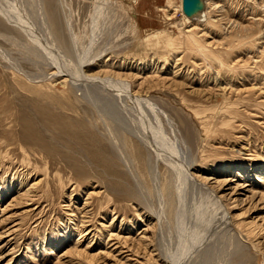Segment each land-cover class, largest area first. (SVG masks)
<instances>
[{
	"label": "rangeland",
	"instance_id": "obj_1",
	"mask_svg": "<svg viewBox=\"0 0 264 264\" xmlns=\"http://www.w3.org/2000/svg\"><path fill=\"white\" fill-rule=\"evenodd\" d=\"M31 1L0 0V264H190L205 248L264 264V0H208L202 25L180 0ZM77 73L93 106L64 83ZM165 117L187 159L149 146L142 121L175 142ZM208 179L219 202L198 189Z\"/></svg>",
	"mask_w": 264,
	"mask_h": 264
},
{
	"label": "bare ground",
	"instance_id": "obj_2",
	"mask_svg": "<svg viewBox=\"0 0 264 264\" xmlns=\"http://www.w3.org/2000/svg\"><path fill=\"white\" fill-rule=\"evenodd\" d=\"M12 1V0H11ZM34 1V0H33ZM33 1H31V2H33ZM38 1V0H37ZM36 1V2H37ZM41 1H43L44 2V0H41ZM101 1H103V2H107V1H109V0H101ZM9 2V1H8ZM15 2V1H14ZM19 2H21V1H19ZM18 2V4H20ZM29 2V1H28ZM30 2V3H31ZM98 2H100V1H98ZM180 2H181V0H180ZM25 3V2H24ZM63 3V2H62ZM109 3V2H108ZM107 3V4H108ZM4 4V3H3ZM8 4V3H7ZM10 4V3H9ZM32 4H34V3H32ZM32 4H30V5H32ZM36 4V3H35ZM101 4H103L102 2H101ZM200 4H201V7H202V10L200 11V12H198V13H196V14H194L193 16H191V17H186L184 14H183V12H182V6H181V12H182V14L185 16V18H187L188 19V21L189 22H194V24L196 23V24H198V25H202V24H205V23H207L208 22V20H209V14H208V7H209V4H208V0H200ZM27 5V4H26ZM11 6V5H10ZM21 6V5H20ZM9 7V6H8ZM27 7V6H26ZM32 7V6H31ZM44 7H46V6H44ZM12 8H13V6H12ZM47 8V7H46ZM27 9V8H26ZM28 9H29V7H28ZM35 9V8H34ZM40 9H42V8H40ZM2 10V9H1ZM5 10V9H4ZM37 10V9H36ZM44 10V9H43ZM6 11V10H5ZM24 11H27V10H24ZM33 11V10H32ZM45 11V10H44ZM46 11H47V9H46ZM1 12V11H0ZM7 12V11H6ZM16 12V11H15ZM20 12V11H19ZM33 13V12H32ZM47 13V12H46ZM14 15V14H13ZM6 16V15H5ZM17 16V15H16ZM47 17V16H46ZM9 18V17H8ZM10 18H12V17H10ZM26 18H27V16H26ZM43 18V17H42ZM53 18V17H52ZM52 18H48L49 19V21H50V25H53L55 22L53 21V19ZM102 18V17H101ZM44 19V18H43ZM52 21H51V20ZM14 20H16V19H14ZM27 20H29L28 18H27ZM48 21V20H47ZM20 22H22V21H20ZM14 23V22H13ZM24 23V22H23ZM4 24V23H3ZM2 24V25H3ZM27 24V23H26ZM19 25H21V24H19ZM28 25V24H27ZM41 25V24H40ZM20 33V32H19ZM43 33V32H42ZM49 33V32H48ZM50 34V33H49ZM100 35V34H99ZM34 36V35H33ZM0 37H1V35H0ZM13 39V38H12ZM48 40V39H47ZM46 40V41H47ZM55 40V39H54ZM13 41V40H12ZM56 41V40H55ZM61 41L59 40V42L58 43H60ZM56 43V42H55ZM14 44V43H13ZM24 45V44H23ZM50 45V44H49ZM52 45H53V43H52ZM25 46V45H24ZM51 47V46H50ZM105 47V46H104ZM26 48V47H25ZM50 49V48H49ZM52 49H54V48H52ZM106 50V49H105ZM108 50V49H107ZM110 50V49H109ZM32 51H33V48H32ZM99 51H101V49L99 50ZM99 51H97V53H99ZM102 51H104V49H102ZM37 52V51H36ZM41 52V51H40ZM39 52V53H40ZM52 52V51H51ZM63 52V51H62ZM105 52V51H104ZM26 53V52H25ZM24 53V54H25ZM38 53V52H37ZM58 53H60V52H58ZM57 53V54H58ZM34 54V53H33ZM36 54V53H35ZM104 54V53H103ZM41 55V57H42V54H40ZM98 55V54H97ZM30 56H31V52H30ZM34 56V55H33ZM39 56V55H38ZM64 56V55H63ZM35 58L37 57V54L34 56ZM33 57V58H34ZM40 57V58H41ZM62 57V56H61ZM100 57V56H99ZM65 58V57H64ZM36 59H38V57L36 58ZM59 59V58H58ZM93 59V58H92ZM97 59V58H96ZM39 60V62L40 61H42L43 62V64H44V62H45V60L46 59H44V61L42 60V58L41 59H38ZM89 61H92V60H89ZM82 62H84V61H82ZM88 62V61H87ZM35 63V62H34ZM38 63V62H37ZM47 63H48V61H47ZM46 63V64H47ZM85 63V62H84ZM58 63L57 62H54V69H55V71H56V73L57 74H60L61 73V71H60V66L59 65H57ZM87 65V64H86ZM44 66H45V64H44ZM51 65L49 64V66H48V68L50 67ZM38 67V66H37ZM70 68V67H69ZM72 68V67H71ZM74 68V67H73ZM72 68V69H73ZM51 69H53V68H51ZM71 69V70H72ZM75 69V68H74ZM62 70V69H61ZM19 71V70H18ZM62 72H63V70H62ZM56 73H54L53 72V74H51L50 73V77H54V79H55V77H56ZM71 73V72H70ZM40 74V73H39ZM45 75V74H44ZM52 75V76H51ZM72 75V74H71ZM84 75V74H83ZM114 75V74H113ZM57 76H59V75H57ZM62 76H64V75H62ZM88 76V75H87ZM87 76H86V78H87ZM118 76H120V75H118ZM49 77V76H48ZM60 77V76H59ZM67 78H68V76H66ZM69 77H72V76H69ZM35 78H36V76H35ZM38 78V77H37ZM43 78V77H42ZM41 78V79H42ZM46 78L44 77V80H45ZM48 79H50V78H48ZM60 79V78H59ZM81 79H82V75L81 74H79V73H77L76 74V76H74V78L72 79V81H70L71 83H69V84H66V81H64V83H65V85L68 87V88H70V90L71 91H73L72 93H74V95H79V97H81L83 100H85V101H87V102H90V104L92 103V101L94 102V97L92 98L90 95H91V93H93V94H95V92H91L90 93V90H89V94H84L83 92H82V87L83 86H79V83H80V81H81ZM84 79V78H83ZM89 79V78H88ZM87 79V80H88ZM91 79V78H90ZM119 79V78H118ZM39 80V79H38ZM51 80V79H50ZM87 80H85V82H87ZM124 80V79H123ZM29 81V80H28ZM68 81V80H67ZM93 81H95L94 79H93ZM92 81V79L91 80H89V82H92V83H94ZM116 81V80H115ZM120 81V80H119ZM126 82V81H125ZM97 83V82H96ZM98 84V83H97ZM102 84H105V85H108L109 87L111 86L112 88H115V87H118L120 90H122L123 92L122 93H124L126 96L128 95H130V87H129V85L128 84H125L124 82H118V81H116V82H113L112 80H103L102 81ZM104 86V85H103ZM131 86H132V84H131ZM96 87V85L94 86V88ZM99 88V87H98ZM119 89H117V90H119ZM84 90V89H83ZM95 90V89H94ZM101 90V89H100ZM76 92L77 93H79V94H76ZM88 92V91H87ZM86 92V93H87ZM104 92H105V90H104ZM103 93V92H102ZM106 93H108V92H106ZM110 93V92H109ZM105 94V93H104ZM106 95H109V94H106ZM86 96L88 97V99H91L92 101H89L87 98H86ZM97 96V95H96ZM99 96V95H98ZM102 96H104V95H102ZM78 97V96H77ZM110 97V96H109ZM111 98V97H110ZM128 98V97H127ZM129 98L131 99V101L132 102H134V104L135 105H137V108H138V110H143L144 112H146V114H147V112L148 111H150L149 113L151 114V116H152V118H153V121L155 120L156 121V123H157V121H159V117H160V115L162 116V113L158 110V108L156 107V105L153 103V102H148L147 100H141L140 98H136L135 97V95L134 96H129ZM95 99H97V98H95ZM129 99V100H130ZM107 100H108V97H107ZM111 101H113V100H111ZM107 102H109V101H107ZM131 103V102H130ZM124 104V103H123ZM132 104V103H131ZM92 105V104H91ZM112 105V104H111ZM93 106V105H92ZM111 107H113V106H111ZM117 108H118V106H116ZM116 107H114V108H116ZM124 107H126V106H124ZM128 107V106H127ZM130 107V106H129ZM53 108V107H52ZM101 109V108H100ZM129 109H131V108H129ZM118 110H119V108H118ZM117 110V111H118ZM126 110V109H125ZM104 111L105 112H103L104 113V115L108 118V115H107V113L106 112H109V113H111L112 115H113V117H115V116H117V114L115 115L111 110H109V108H105L104 109ZM129 111V110H128ZM126 112H127V110H126ZM130 112V111H129ZM131 112H132V109H131ZM138 112V111H137ZM143 112V113H144ZM117 113H119V112H117ZM121 113H122V109H121ZM125 113V112H124ZM139 114L138 115H140V111L138 112ZM120 114V113H119ZM118 114V115H119ZM142 114V113H141ZM145 114V113H144ZM143 114V115H144ZM146 114H145V116H146ZM126 116H128V115H126ZM126 116H123V117H126ZM136 116V115H135ZM141 116V115H140ZM118 117V116H117ZM117 117H115V118H117ZM122 117V116H121ZM133 117H134V114H133ZM142 117V116H141ZM144 117V116H143ZM149 116H147V118H148ZM163 117V116H162ZM161 117V118H162ZM119 118V117H118ZM120 119V118H119ZM140 119V118H139ZM150 119V118H149ZM149 119H147V121L146 122H148V120ZM163 119H165V126H167V127H165V128H168L167 130L168 131H170V136L171 135H173L172 136V138H174V140L173 141H175L174 143H167V145H171V147H173L174 149H171L169 146H167L166 144H164V142L163 141H166V142H168L167 140H165V139H162V140H158V138L156 137V136H158V135H155V133H153V131L151 132L149 129H153L154 130V128L151 126L150 127V123H148V127H146V125H144L145 123H144V121H142L141 122V124H143V131L145 132L146 131V133L150 136L149 138H151V140L149 141V146H151V145H153L154 147H155V145H159L161 148V150H163L164 149V151H166V149H167V151L170 153V155L172 154V155H174V156H177L178 155V153L177 152H173V150H175L176 151V148H179V147H181V149H183L182 150V152H183V154L185 155L186 154V158L185 159H187V155H188V153L187 152H185L184 151V144L183 143H181V140L177 137V133H176V130H174V127L172 126V124H171V122H170V120H168L167 119V117H165V118H163ZM136 120V119H135ZM144 120H146V118L144 119ZM117 121H118V119H117ZM120 121V120H119ZM123 121V120H122ZM141 121V120H140ZM133 123V122H132ZM123 123L121 122V125H122ZM147 124V123H146ZM164 124H163V126H164ZM124 126L126 125V124H123ZM152 125V124H151ZM154 125H156V124H154ZM123 126V127H124ZM138 126V125H137ZM162 126V127H163ZM122 127V126H121ZM122 127V131H123V128ZM127 127V126H126ZM133 127V126H132ZM139 127V126H138ZM111 128V127H110ZM128 129L127 130H129V125H128V127H127ZM165 128H163V129H165ZM107 129V128H106ZM120 129V128H119ZM135 129H136V127H135ZM124 130H126V129H124ZM137 130V129H136ZM147 130H149L150 132H148ZM166 130V129H165ZM112 134H114V135H116V136H119L120 134L118 133V132H115V130L113 129L112 131ZM127 132V131H126ZM129 132H131V131H128V133ZM166 132V131H165ZM133 133V132H132ZM169 134V133H168ZM121 136V135H120ZM141 137H143V138H145V133H144V136H142L141 135ZM148 138V137H147ZM167 139H169V138H167ZM116 140V139H115ZM146 140V139H145ZM111 142V141H110ZM165 142V143H166ZM118 143V142H117ZM146 143V142H145ZM115 144V143H114ZM112 145V144H111ZM143 145V144H142ZM175 145H177L176 147H175ZM179 145V146H178ZM117 146H119V145H117ZM116 146V147H117ZM145 146V145H144ZM112 147V146H111ZM165 147H166V149H165ZM156 148V147H155ZM154 148V149H155ZM158 148V147H157ZM135 149H136V151H137V160H138V162H140L141 163V161H143V159L141 158L142 156H141V152H140V150L137 148V147H135ZM152 149V148H151ZM146 151V150H145ZM121 153V152H120ZM147 154H149L148 153V151H147ZM165 155H166V153H164ZM195 155V154H194ZM156 156V155H155ZM149 157V156H148ZM167 157H170V156H167ZM178 157H180V156H177L176 158H178ZM184 157V156H183ZM121 158V157H120ZM150 158V159H149ZM148 159L151 161L152 160V157H149ZM170 158H173V157H170ZM170 158H168V160L170 161ZM154 159H155V157H154ZM167 159V158H166ZM173 160H175V159H173ZM125 161V160H124ZM154 161V160H153ZM178 161H180L179 159H178ZM184 161H186V160H184ZM167 162V161H166ZM108 163H109V166L111 167V169H114L115 170V165L113 164V162L111 161V160H109L108 161ZM147 163H149V161H147ZM170 163V162H169ZM190 161H188L187 163H185V164H183L182 166H181V168L183 169V173L184 174H186L188 177L190 176L191 177V175H189V166H190ZM170 164H172V163H170ZM146 165H148V164H146ZM153 165H155V163L153 164V162L151 163V166H150V169H151V171H152V169L154 168L153 167ZM172 165H174V164H172ZM170 166V165H169ZM192 166V165H191ZM174 167H175V165H174ZM177 168V167H176ZM179 171V170H178ZM171 172H173V171H171ZM155 173V172H154ZM177 173V172H176ZM151 174V173H150ZM178 174H179V172H178ZM210 174V173H209ZM185 175V176H186ZM208 175V174H207ZM154 176H155V174H154ZM259 176V175H258ZM190 177H189V179H190ZM193 177V176H192ZM191 177V178H192ZM175 178V177H174ZM259 178V177H258ZM261 178H264V175H261ZM188 179V182H189V184H190V180ZM194 179V178H193ZM186 180H187V178H186ZM261 180V179H260ZM192 181H194V180H192ZM198 181V180H197ZM210 181H211V179H208V182H205V181H203V182H199V186H197V187H199L198 189H201L202 191H204L205 192V194H207L208 195V197L210 198V200H214V201H216V202H219V200H220V198L217 196V193H216V191L218 190H222V187H221V185H217V186H215V187H213V189L212 188H210V187H212V185L213 184H210ZM195 182V181H194ZM261 182H263V181H261ZM136 183H137V180H136ZM196 183V182H195ZM205 183H207V184H205ZM191 184H193V182H191ZM190 184V185H191ZM137 185L138 186H140L141 184H139V183H137ZM172 186V185H171ZM192 186H195L196 187V185L194 184V185H192ZM191 186V187H192ZM260 186V185H259ZM137 188H139V189H141L140 187H137ZM172 188H173V186H172ZM171 188V189H172ZM216 191H215V190ZM200 190V191H201ZM213 190L215 191V193L213 192ZM181 193V192H180ZM204 194V195H205ZM160 196V195H159ZM199 196V195H198ZM206 196V195H205ZM149 197V196H148ZM203 198V197H202ZM183 200V199H182ZM219 206V205H218ZM221 206V205H220ZM223 207V206H222ZM221 207V208H222ZM153 208V207H152ZM218 208H220V207H218ZM152 212V211H151ZM153 215V214H152ZM156 215V214H155ZM172 215V214H171ZM220 215V214H219ZM223 216H224V218L223 219H225V220H223V222H222V224L223 225H226L227 227H228V225H229V223H228V218H226L227 216H228V214L225 212V213H223ZM152 218V217H151ZM157 218V217H156ZM222 218V217H221ZM161 219V218H160ZM165 221V220H164ZM161 224V223H160ZM225 227V226H224ZM226 227V228H227ZM229 228V227H228ZM162 229V228H161ZM228 231L227 232H224L225 233V237H226V235L227 236H232V237H235V238H237V239H239L238 238V236L236 235V233H235V231L232 229V228H230V229H227ZM156 233V232H155ZM82 234H85V235H87V234H89L88 232H84V233H82ZM156 235V234H155ZM220 237H222V236H220ZM239 237H241V236H239ZM239 241V240H238ZM240 242V241H239ZM238 243V242H237ZM242 243V242H241ZM155 245V244H154ZM157 246V245H156ZM211 247V246H210ZM147 249V248H146ZM157 249H158V247H157ZM199 249V248H198ZM209 248H205L204 250H202L198 255H197V257L195 258V260L192 262H190V264H214V263H212L211 261H210V259L213 257V259H214V257L216 256H212V257H208V256H211L210 254H212V253H210L208 256H207V253H208V250ZM201 250V249H200ZM199 250V251H200ZM212 250V249H211ZM215 250V249H214ZM156 252L158 251V250H155ZM152 252V251H151ZM195 252V251H194ZM196 252H198V250L196 251ZM196 252H195V254H196ZM192 253V252H191ZM213 254H216V253H213ZM157 255V254H156ZM194 257V256H193ZM155 258V257H154ZM213 259H212V261H213ZM215 259L217 260L218 258L217 257H215ZM214 259V262L216 261ZM222 259V258H221ZM220 259V257H219V260H221ZM155 260V259H154ZM153 260V261H154ZM156 260H158L157 262H155ZM154 262H155V264H162L163 263V261L162 260H164L163 259V257L159 254V255H157V259H156ZM190 260V259H189ZM188 260V261H189ZM191 260H193V258L191 259ZM162 261V262H161ZM217 262V261H216ZM218 262H220V261H218ZM164 264V263H163ZM186 264V263H185ZM227 264V263H226Z\"/></svg>",
	"mask_w": 264,
	"mask_h": 264
},
{
	"label": "water",
	"instance_id": "obj_3",
	"mask_svg": "<svg viewBox=\"0 0 264 264\" xmlns=\"http://www.w3.org/2000/svg\"><path fill=\"white\" fill-rule=\"evenodd\" d=\"M181 6L186 17H191L202 10L200 0H181Z\"/></svg>",
	"mask_w": 264,
	"mask_h": 264
}]
</instances>
